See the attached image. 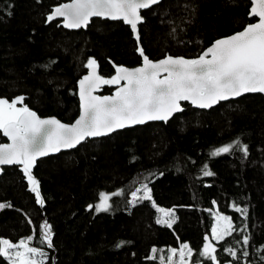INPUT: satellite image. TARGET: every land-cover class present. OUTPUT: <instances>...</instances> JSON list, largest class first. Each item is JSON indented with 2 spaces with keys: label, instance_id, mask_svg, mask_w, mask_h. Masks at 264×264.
Segmentation results:
<instances>
[{
  "label": "trees",
  "instance_id": "16d2710c",
  "mask_svg": "<svg viewBox=\"0 0 264 264\" xmlns=\"http://www.w3.org/2000/svg\"><path fill=\"white\" fill-rule=\"evenodd\" d=\"M65 1L0 0V98L23 96L24 105L41 116L73 122L79 114L77 80L90 58L106 79L116 75L117 65L135 66L142 58L122 20L97 17L80 29L47 21L53 7ZM250 5L251 0H161L142 10L141 45L153 59L197 58L214 40L254 22ZM115 86L105 84L103 93ZM183 105L167 122L87 138L39 159L32 172L44 205L36 202L20 166H4L0 203L11 206L0 209V239L33 237L30 244L47 253L44 264H166L170 248L184 242L192 261L213 264L200 253L217 209L243 229L215 241L219 262L264 264V95L248 93L210 109ZM237 139L248 146L246 157L235 148L210 155ZM205 165L214 175L202 176ZM142 183L152 190L155 206L147 200L130 203L131 191ZM121 190L123 195L111 197L108 212L88 209L103 191ZM233 203L247 208V217ZM158 207L175 209L171 228L157 223ZM45 221L52 226L51 248L41 243ZM120 241L125 243L117 247ZM154 247L158 258L148 259ZM229 247L237 257L225 250ZM0 264L11 262L0 256Z\"/></svg>",
  "mask_w": 264,
  "mask_h": 264
},
{
  "label": "snow or ice",
  "instance_id": "6c2138e0",
  "mask_svg": "<svg viewBox=\"0 0 264 264\" xmlns=\"http://www.w3.org/2000/svg\"><path fill=\"white\" fill-rule=\"evenodd\" d=\"M160 2L161 0H70L69 3L56 6L46 19L53 21L62 17L63 25L67 28L87 27L93 17L122 20L130 26L139 42L138 24L143 22L141 11ZM252 2L250 14L258 17L259 21L247 25L243 31L216 40L198 58H174L167 55L154 62L145 55L143 47L138 45L142 66L134 69L117 67V74L111 79L100 76L97 61L90 58L86 67L91 71L79 82L81 115L71 125L61 123L55 118L41 119L36 112L24 105L23 96H17L11 101L0 98V130L11 140V143L0 144V165L21 166L36 202L44 205L40 181L32 172L37 158L60 152L61 149L75 148L87 138L105 136L131 125L144 124L147 121L167 122L174 113L183 110L181 101H190L200 108H211L220 101H227L245 93H264V0ZM161 74H165L163 78ZM121 81L126 83L114 95H93L101 84L118 85ZM234 148L247 156L248 146L238 139L215 148L210 155L231 153ZM201 173L205 177L214 175L206 165ZM151 191L147 183L140 184L131 191L130 203L135 205L147 200L155 206ZM123 194V190L111 194L100 193L99 204H90L88 209L108 212L112 208L111 197ZM10 206L0 203V209ZM231 206L242 217H247V208L235 203ZM157 211L161 213L157 223L171 228L176 219L175 209L158 207ZM235 231L243 229L235 228L231 217L217 211L216 223L211 230L212 237L217 241H224ZM41 235V243H46L49 248L53 247L52 226L47 221L41 225ZM32 239L29 236L21 239L18 244L8 239H0V256L11 264H44L47 253L41 248L31 247ZM204 239L206 243L200 255L219 264L215 255L216 247L207 236ZM124 243L118 242L117 247ZM242 243L248 245L249 237L244 236ZM225 250L232 257L238 256L235 247ZM157 251L155 247L152 248L153 255L148 259H157ZM177 252L176 248L171 249L172 256H176ZM192 254L190 246L182 244L179 249L180 264H187L186 257H191ZM243 255L247 256L248 253L245 251ZM261 260L264 262V257Z\"/></svg>",
  "mask_w": 264,
  "mask_h": 264
},
{
  "label": "water",
  "instance_id": "95a60500",
  "mask_svg": "<svg viewBox=\"0 0 264 264\" xmlns=\"http://www.w3.org/2000/svg\"><path fill=\"white\" fill-rule=\"evenodd\" d=\"M70 2V0H68V1H65V2H62V3H69ZM61 4V3H60ZM59 4H57V5H55L54 7H53V9L56 7V6H58ZM252 6H253V2H252V0H251V5H250V10H251V8H252ZM52 9V10H53ZM141 15H142V17H143V21L145 20V17L143 16V14H142V11H141ZM249 15L251 16V17H256V16H254V15H251L250 14V12H249ZM94 18H97V17H93V18H91V20L89 21V23H88V25L91 23V21H92V19H94ZM99 18V17H98ZM103 18V17H102ZM257 19L254 21V22H252V23H250V24H254V23H257L258 21H259V18L258 17H256ZM105 19H108V18H105ZM55 20H60V22H61V24L63 25V18L62 17H57ZM111 20V19H110ZM141 24V23H140ZM140 24H138V33H139V37H140ZM87 25V26H88ZM249 25V24H248ZM64 26V25H63ZM129 26V25H128ZM130 27V26H129ZM65 28H67V27H65ZM81 28H87V27H81ZM67 29H80V28H67ZM131 29V28H130ZM244 30V28L243 29H241V30H239V31H237V32H234V33H232V34H230V35H227V36H224V37H220V38H218V39H221V38H226V37H229V36H231V35H233V34H235V33H238V32H240V31H243ZM131 31H132V29H131ZM132 33H133V31H132ZM133 37L135 38V34L133 33ZM218 39H216V40H218ZM135 40H136V38H135ZM216 40H214L210 45H208L204 50H203V52L208 48V47H210V46H212V44L216 41ZM136 42H137V40H136ZM137 45H139L140 47H142V45H141V41H140V39H139V42H137ZM202 52V53H203ZM201 53V54H202ZM145 55H147L146 53H145ZM148 56V55H147ZM167 56V55H166ZM166 56H164V57H161V58H158V59H153V58H150L149 56V59L150 60H152V61H158V60H161V59H164ZM170 56H172V57H184V58H186V59H195V58H190V57H185V56H180V55H170ZM142 58V57H141ZM198 58V57H197ZM210 58V57H209ZM142 63H143V60L141 59V63L140 64H138V65H135V66H126V65H117L116 66V68L117 67H120V66H123V67H126V68H128V69H134V68H138V67H141L142 66ZM97 64H98V62H97ZM90 69H88L87 68V71L77 80V93H78V98H79V114H78V116L74 119V121L73 122H65V121H63V120H61L60 118H58L57 116H55V115H50V116H41L39 113H37V111H35L34 109H32L31 107H29V106H27L28 108H30L32 111H34V112H36V114L41 118V119H49V118H55V119H57V120H59L61 123H64V124H69V125H71V124H73V123H75V121L79 118V116L81 115V99H80V95H79V92H80V85H79V82H80V80H82L85 76H87V75H89V73H90ZM97 71H98V74L100 75V76H102L103 78H105V76L100 72V67H99V64H98V69H97ZM117 74V73H116ZM163 75H165V74H161V78H163ZM106 79V78H105ZM126 82L125 81H121L120 82V84H118L117 86H115V88L111 91V92H109V93H103V88H104V86H105V84H101L96 90H95V92L93 93V95H97V96H111V95H114L115 94V92H116V90L119 88V87H122L124 84H125ZM245 94H248V93H245ZM245 94H243V95H245ZM261 94H263L264 95V93H261ZM243 95H241V96H243ZM241 96H239V97H241ZM239 97H234V98H230V99H236V98H239ZM229 99V100H230ZM184 102H187V103H190L193 107H196V108H200V107H197V106H195V105H193L190 101H181L180 103H181V108L182 109H184V105H183V103ZM221 102V101H220ZM218 104V103H217ZM217 104H215L214 106H216ZM213 106V107H214ZM212 108V107H211ZM201 109H210V108H201ZM183 111V110H182ZM181 111V112H182ZM177 113H180V112H177ZM177 113H174L169 119H171L175 114H177ZM147 122H151V121H147ZM147 122H145V123H147ZM144 123V124H145ZM137 125H141V124H137ZM137 125H131V126H128V127H133V126H137ZM128 127H125V128H128ZM124 129V128H123ZM118 130H121V129H117L116 131H118ZM1 132H2V134H3V131L2 130H0ZM113 133V132H112ZM111 134V133H110ZM109 135V134H108ZM3 136L6 138V141H3V142H1L0 144H4V143H11V140H10V138L9 137H7V136H5L4 134H3ZM105 136H107V135H105ZM100 137H102V136H100ZM90 138H97V137H90ZM86 140V139H85ZM84 140V141H85ZM83 142V141H82ZM81 142V143H82ZM78 146V145H77ZM73 149V148H72ZM64 150H71V149H61V151H64ZM60 151V152H61ZM57 153H59V152H56V153H50L49 155H53V154H57ZM49 155H47V156H49ZM44 157H46V156H43V157H39V158H37V160H36V163H37V161L39 160V159H41V158H44ZM36 163H35V165H36ZM4 166H11V165H0V169H2V171H0V176H1V174L3 173V169H4ZM21 167V166H20Z\"/></svg>",
  "mask_w": 264,
  "mask_h": 264
},
{
  "label": "rangeland",
  "instance_id": "374dc122",
  "mask_svg": "<svg viewBox=\"0 0 264 264\" xmlns=\"http://www.w3.org/2000/svg\"><path fill=\"white\" fill-rule=\"evenodd\" d=\"M18 107H21V105H17ZM149 187V186H148ZM102 193H109V194H111V192H108V191H103ZM141 195L143 194L142 192L140 193ZM130 199H131V196H130ZM99 204V200L96 202V205H98ZM217 209H215V211H214V222H213V226L215 225V223H216V213H217ZM220 214H223V215H227V214H224V213H222V212H220V211H218ZM227 216H229V215H227ZM212 226V227H213ZM212 230V229H211ZM208 238H209V240H211V242L213 243V245L215 246V241H216V239L215 238H213L212 237V235H211V232H210V234L207 236ZM9 240V239H8ZM11 241V240H10ZM12 243H15V244H18L19 243V241H11ZM205 243H206V241H205ZM182 244H185V242L184 243H180L178 246H176V247H171L170 248V251H169V257H168V262L166 263V264H180V262H179V249H180V247H181V245ZM186 244H188V243H186ZM189 245V244H188ZM30 246L31 247H36V246H34V245H32V244H30ZM39 248V247H38ZM172 248H176L177 250H178V252H177V255L176 256H172V254H171V249ZM191 248V247H190ZM37 259H40L39 257L37 258ZM218 260V259H217ZM219 261V260H218ZM186 262H187V264H203V263H201V262H199V261H196V262H194V261H192L191 260V257H186ZM229 262H231V264H233L232 263V261H229ZM229 262H225V263H220L219 262V264H229ZM213 264H216V262H214L213 261Z\"/></svg>",
  "mask_w": 264,
  "mask_h": 264
},
{
  "label": "bare ground",
  "instance_id": "6f19581e",
  "mask_svg": "<svg viewBox=\"0 0 264 264\" xmlns=\"http://www.w3.org/2000/svg\"><path fill=\"white\" fill-rule=\"evenodd\" d=\"M225 102V101H224ZM196 108V107H195Z\"/></svg>",
  "mask_w": 264,
  "mask_h": 264
}]
</instances>
